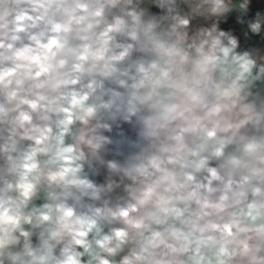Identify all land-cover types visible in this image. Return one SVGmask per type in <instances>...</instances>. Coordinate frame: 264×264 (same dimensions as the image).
I'll use <instances>...</instances> for the list:
<instances>
[{
    "label": "clouds",
    "instance_id": "9594fccd",
    "mask_svg": "<svg viewBox=\"0 0 264 264\" xmlns=\"http://www.w3.org/2000/svg\"><path fill=\"white\" fill-rule=\"evenodd\" d=\"M0 264H264V0H0Z\"/></svg>",
    "mask_w": 264,
    "mask_h": 264
}]
</instances>
